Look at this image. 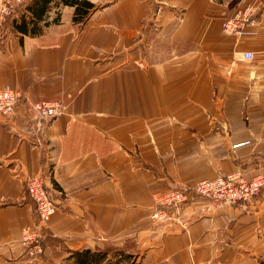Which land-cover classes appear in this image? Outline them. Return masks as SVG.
<instances>
[{"label": "crops", "instance_id": "obj_1", "mask_svg": "<svg viewBox=\"0 0 264 264\" xmlns=\"http://www.w3.org/2000/svg\"><path fill=\"white\" fill-rule=\"evenodd\" d=\"M86 1L76 18L53 0L38 33L1 41L0 89L23 97L0 115V264H264V194L193 196L175 220L150 218L155 192L264 178V0ZM245 6L256 24L224 32ZM39 100L62 113L37 119ZM37 174L56 212L30 258L24 181Z\"/></svg>", "mask_w": 264, "mask_h": 264}, {"label": "built area", "instance_id": "obj_2", "mask_svg": "<svg viewBox=\"0 0 264 264\" xmlns=\"http://www.w3.org/2000/svg\"><path fill=\"white\" fill-rule=\"evenodd\" d=\"M26 0H0V25L3 24L13 11L14 6ZM255 11L253 6H245L238 9L234 15L221 23L224 32L235 36L247 33L248 24L255 25L252 18ZM243 58L252 60L254 53L244 51ZM23 94L12 87L0 89V115L9 117L16 112L17 105ZM39 120H48L62 113L61 102L52 100H39L29 104ZM25 190L34 203L36 221L31 226L23 229L22 242L27 245L30 258H37L43 253L42 242L47 236V226L51 217L56 212V205L51 193L45 186L43 174L28 176L25 181ZM260 194H264V178L255 175L245 177L240 172H232L220 175L212 179H202L191 186L169 188L165 191L155 192L152 195V211L150 218L157 224H163L175 220L181 208L190 201L193 196L209 198L221 205L225 204H249Z\"/></svg>", "mask_w": 264, "mask_h": 264}, {"label": "trees", "instance_id": "obj_3", "mask_svg": "<svg viewBox=\"0 0 264 264\" xmlns=\"http://www.w3.org/2000/svg\"><path fill=\"white\" fill-rule=\"evenodd\" d=\"M53 0H30L28 2H22L15 11L19 13L17 18H12L10 26L13 31H17L21 34H36L39 32L38 22L42 21L43 17L49 10L50 2ZM64 5L75 6V15L81 17L85 15L88 8H92L94 5L86 0H61ZM11 15V14H10ZM9 15V16H10ZM7 16V17H9ZM42 242L44 248L45 240Z\"/></svg>", "mask_w": 264, "mask_h": 264}, {"label": "rangeland", "instance_id": "obj_4", "mask_svg": "<svg viewBox=\"0 0 264 264\" xmlns=\"http://www.w3.org/2000/svg\"><path fill=\"white\" fill-rule=\"evenodd\" d=\"M19 6H20L19 4L18 5H15L14 6V11L11 13V15L9 17L6 18L5 22L0 25V46L2 45L1 41L3 39L7 38L9 35H11L12 32H13V29L10 26V23H11V19L12 18H17L19 16V13H17L15 11L16 9H18ZM132 257H134V256L132 255L129 260H131ZM135 260H136V258L134 259V261Z\"/></svg>", "mask_w": 264, "mask_h": 264}]
</instances>
